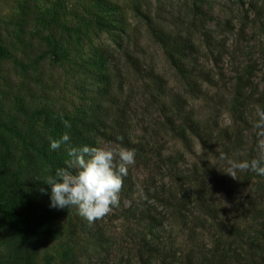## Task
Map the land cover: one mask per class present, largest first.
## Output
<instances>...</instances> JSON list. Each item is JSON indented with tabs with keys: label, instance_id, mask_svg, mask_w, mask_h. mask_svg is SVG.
<instances>
[{
	"label": "rangeland",
	"instance_id": "374dc122",
	"mask_svg": "<svg viewBox=\"0 0 264 264\" xmlns=\"http://www.w3.org/2000/svg\"><path fill=\"white\" fill-rule=\"evenodd\" d=\"M96 1L0 0V87L5 83L13 96L4 108L11 109L22 95L28 98V92L38 98L39 87L56 102L76 100L73 85L85 69L51 56L29 65L22 53L24 45L32 49L31 56L37 53L39 14L56 9L62 39L77 45L78 57L91 58L92 49L98 48L94 58H99V68L92 73L98 70L108 81L103 94L108 114L120 116L136 145V163L128 171L132 185L122 189L119 207L93 223L75 207L60 209L54 236L42 244L36 240L30 263L20 264H158L139 247L149 236L142 209L163 218L157 237L169 247L170 264H197L216 248L227 250L234 264L243 263L250 241L261 248L250 257L264 261V185L240 184L242 172L237 180L223 173L225 164L217 154L204 199L211 209L200 213L193 200L198 191L192 169L199 168L196 161L202 152L187 130L178 136L172 102L190 111L193 127L212 129L223 139L240 132L244 152L258 156L252 123L256 106L264 108V0H102L107 3L104 11ZM21 5L29 16L25 13L18 21ZM96 15L107 18L109 28L98 29L91 21ZM31 29L35 33L29 36ZM160 31L187 43L188 67L200 75L195 96L186 93L183 80L154 42L153 34ZM88 89L94 92L95 85ZM105 145L98 140V146ZM18 146L9 137L5 149L12 158L7 163L12 165ZM235 154L230 150L227 156L234 159ZM241 155V160L249 159ZM141 188L148 200L140 198ZM152 192L168 195V203L150 199ZM0 223L5 225L2 219ZM95 230L102 232V241L93 240ZM2 242L0 232V264H6ZM69 253L75 258L68 262Z\"/></svg>",
	"mask_w": 264,
	"mask_h": 264
},
{
	"label": "trees",
	"instance_id": "16d2710c",
	"mask_svg": "<svg viewBox=\"0 0 264 264\" xmlns=\"http://www.w3.org/2000/svg\"><path fill=\"white\" fill-rule=\"evenodd\" d=\"M96 5L101 11L106 10L107 3L104 1L97 0ZM27 10L22 5L19 7L18 21L23 20L25 13L29 16ZM49 11L50 9L43 10L39 14L41 20L37 26L41 33V42L38 43L37 53L31 56L32 49L24 45L22 53L30 60L29 65H35L38 60L51 56V58L70 62L71 66L77 70L85 69L86 71L80 72L74 82L76 100L63 104L46 96L39 87L40 93L36 95L38 98L35 97L34 92H28L29 97L24 99L22 95V99L18 98L16 104L12 105V110L5 109L7 100L13 96L10 95L5 83L0 87V129H3L0 130V219L7 226L0 223V232L3 237V261L6 264L30 263L31 256L35 252L33 243L39 240L42 244L46 239L53 237L55 224L61 217V210L50 206V186L43 181L49 175H54L58 168L65 167V162L69 157L66 151L67 146H62L59 150H51L49 146L51 139H59L62 134L67 133L70 136V144L75 147L98 146L99 140L108 144L115 142L123 147L136 149L135 143L130 140L128 127L121 123L120 116L108 114L106 101L103 100L108 81L105 75L98 70L93 74V71L99 68V58H94L98 48L92 49L91 58L78 57L77 45L69 42V38H66V41L62 39L65 33L59 29L56 9L55 12L53 9L50 15ZM91 21H94L98 29L110 26L108 19L104 16H93ZM33 33L35 32L31 29L29 36L34 35ZM67 36L70 35L67 34ZM61 40H63L62 43ZM153 40L167 63L183 80L186 93L195 96L199 91L198 82L200 80L197 76L200 75L188 67L187 43L182 37L164 31L153 34ZM3 50L4 45L0 42V60L3 59ZM81 73H83L82 76H80ZM90 84L95 85L94 92L89 91ZM172 102L176 106V116L179 120L178 136L183 137V133L187 130L197 139L202 152L196 161L199 168L192 169V181L196 183L198 191V197L196 195L193 200L197 210L207 214L211 206H208L204 199L210 187L209 181L216 170L212 160L218 157V148H222L221 151L225 154L233 150L236 153L234 159L237 160H241V154L248 156L249 160L255 156L250 151L244 152L240 132L233 134L232 138L224 137L223 139L212 129L204 126L193 127L190 111H184L182 106L177 108L179 105L177 100H172ZM63 121H68L71 127H65ZM118 136H122L123 140L117 141ZM9 137H13L19 143L18 155L12 159V165L7 163L12 157L5 149L9 145ZM240 181V184L244 185L256 182L258 187L262 188L264 176L252 171L242 172ZM131 185L132 181L128 173L123 179V188L129 189ZM42 188L44 192H41ZM149 198L162 205L168 203V195L162 197L159 192H152ZM170 205L175 206V204ZM257 211L259 213L262 211L260 206ZM140 216L145 220L149 234L147 241H142L139 245L140 249L146 252L148 258L157 260L158 264H170L168 261L169 247L162 244L157 237L163 218L145 209L141 210ZM93 232H95L92 234L93 240L102 241V232L100 230ZM234 242L236 243V240ZM259 250H261L260 244L250 241L246 245V254L249 255L246 257V262L235 264H264L263 257L260 261H254L255 259L250 257ZM74 258L73 253L66 256L68 262ZM197 264H234V261L227 250L216 248L208 256L202 255V259L198 260Z\"/></svg>",
	"mask_w": 264,
	"mask_h": 264
},
{
	"label": "clouds",
	"instance_id": "9594fccd",
	"mask_svg": "<svg viewBox=\"0 0 264 264\" xmlns=\"http://www.w3.org/2000/svg\"><path fill=\"white\" fill-rule=\"evenodd\" d=\"M255 114L252 128L257 137L258 156L251 160H237L221 152L218 157L225 164L223 173L235 180L238 173L247 171L264 176V108L257 105ZM63 123L65 127H71L68 121ZM116 140L122 141L123 137L118 136ZM49 146L53 151L67 146L69 157L65 167L58 168L54 175H49L43 181L50 186L51 207H75L79 215L89 223L104 218L113 208L119 207L123 179L128 175L129 168L136 163L135 149L115 142L105 146L75 147L70 144L67 133L59 139H51ZM44 191L42 188L41 192ZM139 195L141 199L148 200L142 188Z\"/></svg>",
	"mask_w": 264,
	"mask_h": 264
}]
</instances>
